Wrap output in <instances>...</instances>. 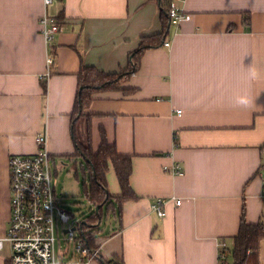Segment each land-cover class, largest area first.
<instances>
[{"label": "crops", "instance_id": "1", "mask_svg": "<svg viewBox=\"0 0 264 264\" xmlns=\"http://www.w3.org/2000/svg\"><path fill=\"white\" fill-rule=\"evenodd\" d=\"M178 7L192 19L169 23L164 44L145 51L136 73L74 116L81 69L129 70L143 38L164 31L160 1L54 0L45 7L44 0H0V239L10 217L9 159L37 153L43 133L54 175L73 168L83 189L88 173L77 142L97 152L104 130L118 153L132 156L138 198L109 205L112 230L104 232L101 221L94 244L100 264L115 255L124 264H220V244L233 247L244 204L249 223H264V0ZM44 15L63 25L45 79ZM241 94L250 99L246 108L234 106ZM175 162L183 176L164 171ZM107 184L110 195H121L112 165ZM158 199L167 200L163 218L151 209ZM6 246L0 260L10 264Z\"/></svg>", "mask_w": 264, "mask_h": 264}, {"label": "built area", "instance_id": "2", "mask_svg": "<svg viewBox=\"0 0 264 264\" xmlns=\"http://www.w3.org/2000/svg\"><path fill=\"white\" fill-rule=\"evenodd\" d=\"M54 0H44L48 7ZM186 0H170L169 19L172 26L190 21L192 15L178 7ZM41 33L45 39L48 55L46 58L49 78L55 63V54L51 52L56 35L63 25L56 19L44 15L40 21ZM169 46V43H165ZM38 151L33 155H13L9 159L10 171V217L8 231L0 239V251L6 245L12 250L10 264H100V248H90L82 231L84 220L75 222V214L65 209L63 200L58 196L53 183L54 161L47 148L45 133L37 137ZM164 171L174 176H183L185 171L178 162L165 166ZM264 180V175H263ZM175 201L174 198L171 199ZM165 199L156 200L151 209L161 218L166 216ZM182 201L176 200L177 205ZM62 224L65 241L73 245V252L64 251L62 260L56 252V234ZM67 225V226H66ZM226 244H220V249Z\"/></svg>", "mask_w": 264, "mask_h": 264}, {"label": "trees", "instance_id": "3", "mask_svg": "<svg viewBox=\"0 0 264 264\" xmlns=\"http://www.w3.org/2000/svg\"><path fill=\"white\" fill-rule=\"evenodd\" d=\"M159 1L162 9L164 31L159 35L143 38L139 50L132 56L129 70L121 73L109 74L89 66H85L81 69L78 75L79 90L76 98L74 116H85L83 112L89 108L97 94L109 90H118V86L121 83L123 84L132 74L137 72L141 64L142 55L145 51L150 48L160 47L164 44L169 33L167 27L170 23V0ZM57 21L60 22L59 20ZM250 21V14H245L244 23L249 24ZM88 132V142L91 144L90 124ZM101 139V145L97 152L91 150V145L86 147L80 145L78 142L76 144V151L84 157L85 169L88 173V183L85 184L82 196L87 199L93 207L101 205L98 213L93 210L89 215L82 216L85 222L82 225V231L85 234L87 244L90 248L96 247L94 244L100 236V225H88L91 223L96 225L99 221H102V212L104 208L108 213L109 205L112 203H114L117 209L124 201L136 200L138 198L130 184V178L133 172L132 156L118 153L116 145L108 141L104 130L101 131ZM261 150L264 153V144ZM111 165L116 173L122 192L121 195L116 198L108 192L107 173ZM262 168L264 169V164ZM262 239H264V223H249L246 219L244 204L238 234L232 237L233 247L220 249V264H260L259 243ZM103 264H124V261L115 255L112 259L105 261Z\"/></svg>", "mask_w": 264, "mask_h": 264}, {"label": "rangeland", "instance_id": "4", "mask_svg": "<svg viewBox=\"0 0 264 264\" xmlns=\"http://www.w3.org/2000/svg\"><path fill=\"white\" fill-rule=\"evenodd\" d=\"M53 183L56 187L58 196L64 202L65 209L72 210L76 215V224H80L83 220L82 216L89 215L93 211V208L90 207L89 201L83 198L82 191L84 189L82 187V183L75 177L73 168L60 170L57 176L54 175ZM102 215L103 218L101 227L103 228L104 232H106L107 229L112 230L111 224L113 223V216H108L105 208L102 212ZM66 228H63V225L60 224V232L56 234V252L59 258L62 260L65 258L63 254L65 250H69L71 253L73 252V245L66 242V237L63 235V230ZM3 254H5L6 258L10 257L11 251L8 245L6 246ZM0 264L5 263L4 261L0 260Z\"/></svg>", "mask_w": 264, "mask_h": 264}, {"label": "clouds", "instance_id": "5", "mask_svg": "<svg viewBox=\"0 0 264 264\" xmlns=\"http://www.w3.org/2000/svg\"><path fill=\"white\" fill-rule=\"evenodd\" d=\"M250 68V67H249ZM257 77V72L255 71V69H251L249 70L248 74H247V79L248 80H253ZM250 104V99L246 94H241L239 96H237L234 99V106L238 107V108H246L248 107Z\"/></svg>", "mask_w": 264, "mask_h": 264}, {"label": "water", "instance_id": "6", "mask_svg": "<svg viewBox=\"0 0 264 264\" xmlns=\"http://www.w3.org/2000/svg\"><path fill=\"white\" fill-rule=\"evenodd\" d=\"M100 208H101V205H99V206H96V208H95V212H99V210H100ZM101 222L99 221L96 225H88V226H97V225H99Z\"/></svg>", "mask_w": 264, "mask_h": 264}]
</instances>
